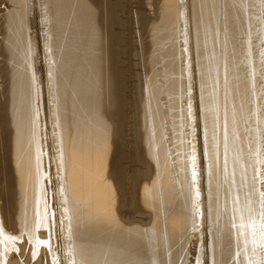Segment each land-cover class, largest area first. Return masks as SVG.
<instances>
[{"label":"bare ground","instance_id":"6f19581e","mask_svg":"<svg viewBox=\"0 0 264 264\" xmlns=\"http://www.w3.org/2000/svg\"><path fill=\"white\" fill-rule=\"evenodd\" d=\"M4 1L0 264H264V0Z\"/></svg>","mask_w":264,"mask_h":264},{"label":"rangeland","instance_id":"374dc122","mask_svg":"<svg viewBox=\"0 0 264 264\" xmlns=\"http://www.w3.org/2000/svg\"><path fill=\"white\" fill-rule=\"evenodd\" d=\"M3 2L2 3H5L4 5H6L7 3H6V1H4V0H2ZM119 1H121V2H123V6H124V9H126V4H125V0H119ZM129 2H130V16H129V14L127 15V14H124V16L123 15H120V19L123 21V26H124V31L123 30H121V32L123 33V36H125L126 37V40H127V44H128V49L130 50V54H131V56H132V52H133V50H134V47H135V35H136V33H135V31H136V27H135V25H134V22H133V17H132V15H133V11H142V12H146V10H147V5H146V3L148 2V0L146 1V0H143V4H141V5H138V4H136L135 2H134V0H129ZM42 5V0H33L32 1V5H31V18L33 17V27L36 25V22L38 21V19H37V17L39 18V15L41 14L40 12H41V10H40V6ZM8 6H9V4H8ZM142 9V10H141ZM39 11V12H38ZM35 12H36V17H35ZM39 14V15H38ZM127 16H129V18H127ZM35 19H37V21L35 20ZM123 28V27H122ZM36 31L35 33H36V36H35V42L37 43V46L39 47V43H40V40H39V36L37 35L38 33H39V30H38V27H36L35 26V29H33V31ZM34 33V34H35ZM262 48H264V42H263V44H262ZM37 54H38V57L40 56V51H39V49H37ZM264 66V65H263ZM41 67V70L43 69V66L41 65L40 66ZM40 73H42V71H40ZM42 78V74H41V77H40V79ZM30 245V244H29ZM29 245H27L28 247H27V249H29V248H31V249H33L32 248V246L30 247ZM45 246V245H44ZM26 249V248H25ZM27 249L25 250L26 252H24L25 254H24V256L26 257V255H27V257H26V259H25V257L23 256V258H20V260L22 261V259H25L26 260V262H27V264H29L28 262H30V257L31 258H33V259H31V260H33V261H35V259L37 258V256H38V253H37V251L35 252V253H37L36 255V257H34V255L33 256H31V254H32V251L30 252V250H28L30 253H27L28 251H27ZM34 252V251H33ZM28 254H29V256H28ZM35 258V259H34ZM33 261H31L30 262V264H33L34 262ZM33 262V263H32Z\"/></svg>","mask_w":264,"mask_h":264},{"label":"water","instance_id":"95a60500","mask_svg":"<svg viewBox=\"0 0 264 264\" xmlns=\"http://www.w3.org/2000/svg\"><path fill=\"white\" fill-rule=\"evenodd\" d=\"M35 17H36V12H35ZM37 21V19H35Z\"/></svg>","mask_w":264,"mask_h":264}]
</instances>
